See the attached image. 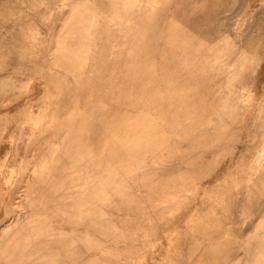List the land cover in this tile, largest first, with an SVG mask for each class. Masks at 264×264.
Returning a JSON list of instances; mask_svg holds the SVG:
<instances>
[{
  "label": "rangeland",
  "instance_id": "obj_1",
  "mask_svg": "<svg viewBox=\"0 0 264 264\" xmlns=\"http://www.w3.org/2000/svg\"><path fill=\"white\" fill-rule=\"evenodd\" d=\"M0 264H264V0H0Z\"/></svg>",
  "mask_w": 264,
  "mask_h": 264
},
{
  "label": "bare ground",
  "instance_id": "obj_2",
  "mask_svg": "<svg viewBox=\"0 0 264 264\" xmlns=\"http://www.w3.org/2000/svg\"><path fill=\"white\" fill-rule=\"evenodd\" d=\"M36 115V114H35Z\"/></svg>",
  "mask_w": 264,
  "mask_h": 264
}]
</instances>
